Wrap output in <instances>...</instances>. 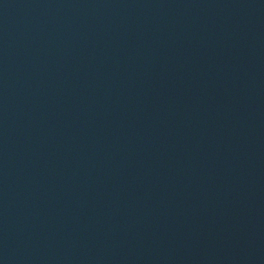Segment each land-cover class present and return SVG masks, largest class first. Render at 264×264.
<instances>
[{
  "label": "water",
  "instance_id": "obj_1",
  "mask_svg": "<svg viewBox=\"0 0 264 264\" xmlns=\"http://www.w3.org/2000/svg\"><path fill=\"white\" fill-rule=\"evenodd\" d=\"M173 0H0V264H65Z\"/></svg>",
  "mask_w": 264,
  "mask_h": 264
}]
</instances>
